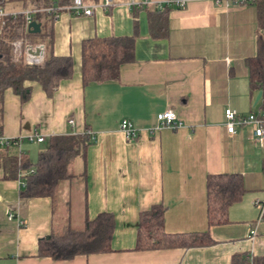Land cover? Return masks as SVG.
I'll return each instance as SVG.
<instances>
[{
  "label": "crops",
  "instance_id": "0c3cea01",
  "mask_svg": "<svg viewBox=\"0 0 264 264\" xmlns=\"http://www.w3.org/2000/svg\"><path fill=\"white\" fill-rule=\"evenodd\" d=\"M164 1L92 0L85 3L92 15L62 12L51 19L46 41L54 55L72 58V77L51 96L37 83L30 84L25 101L11 89L3 92L1 134L18 139L30 162L35 159L23 152L37 158L42 149L35 145L50 136L89 131L94 139L84 159L74 161L77 176L59 184L57 197L68 209L62 225L55 218L57 197H21L20 178L0 179V264H230L234 254L264 255V211L253 204L264 201V147L251 140L250 125L229 134L224 116L225 108L242 115L260 112L246 59L257 53L264 18L256 3L190 0L185 8H157ZM95 37H132L133 58L119 66L117 79L85 85L81 44ZM166 109L181 126L151 133L157 114ZM122 120L138 130L135 139L125 138ZM32 135L45 139L29 141ZM218 173L240 174L245 191L229 206V222L208 228L206 176ZM76 189L82 192L84 219L113 214L112 251L67 260L39 256L38 238L71 224ZM158 203L165 206L166 232L209 230L214 242L134 250L139 212Z\"/></svg>",
  "mask_w": 264,
  "mask_h": 264
},
{
  "label": "trees",
  "instance_id": "16d2710c",
  "mask_svg": "<svg viewBox=\"0 0 264 264\" xmlns=\"http://www.w3.org/2000/svg\"><path fill=\"white\" fill-rule=\"evenodd\" d=\"M70 0H4V8L21 10L25 8L64 7ZM92 0H83L84 3ZM261 17L264 18V0H257ZM7 9V8H6ZM32 20L40 22L43 29L31 33L26 19L18 14L8 16L0 36V120L3 92L11 89L21 101L28 99L30 84L37 83L47 96H51L62 80L73 75V60L70 56H56L46 41L51 18L45 13H35ZM26 41L31 44L43 43L45 53L40 64L26 63L23 54L13 52L12 42ZM133 58L132 37H95L82 41L80 73L83 84L101 83L118 78L119 66ZM249 88L252 95L262 92L254 107L264 116V32L257 39V53L247 58ZM264 127V125H263ZM0 135L1 129H0ZM92 140L87 134H59L50 136L45 149L36 160L30 162L14 145L0 146V179L20 178L24 185L21 197H50L55 201L61 181L72 179L74 161L84 159ZM264 147V146H263ZM264 165V150H263ZM19 173L21 176L19 177ZM241 175L218 173L206 176V217L208 228L229 222L228 208L238 202L243 193ZM165 206L153 204L139 212L134 250H155L170 248L200 247L214 241L209 230L204 232L168 233L164 229ZM115 227L113 214L100 212L94 218L85 217L82 227H73L69 222L60 229L37 240L38 255L53 260L72 259L77 255L102 254L112 251L111 240ZM230 264H264V255L247 256L234 254Z\"/></svg>",
  "mask_w": 264,
  "mask_h": 264
},
{
  "label": "built area",
  "instance_id": "2783aa9c",
  "mask_svg": "<svg viewBox=\"0 0 264 264\" xmlns=\"http://www.w3.org/2000/svg\"><path fill=\"white\" fill-rule=\"evenodd\" d=\"M190 0H165L162 3L156 4L157 8L162 9L166 6L172 5L176 8H185ZM217 5H235V6H247L252 5L257 2V0H211ZM4 0H0V36L2 34V29L5 24V20L8 16L15 17L21 14L26 19V25L32 21V15L35 13H45L52 20H57L62 12H69L73 15H92L93 7L86 5L83 0H70L69 4L64 7H48V8H25L21 10H7L3 5ZM148 0H141L138 4H147ZM13 52L15 55L19 56L23 54L26 63L28 64H40L43 60L45 53V45L43 43L31 44L22 40H15L12 42ZM224 116L226 119V130L229 134H233L237 127L250 125L252 127L251 140L261 146H264V116L259 113H249L246 115L238 114L235 110L231 108H225ZM157 125L151 128L149 131L153 133L154 131L162 128L169 127L171 129H176L181 126V122L177 119L175 112L172 109H166L157 114ZM68 123L74 125L73 118H69ZM120 130L124 134L125 138L130 141L137 137L138 130L133 127L130 121L122 120L120 123ZM85 134L89 135L91 140L94 136L91 132L86 131ZM44 136L42 135H32L29 137V141L32 142H43ZM14 145L20 150V143L18 139H7L0 135V146ZM19 177L21 174L19 173ZM20 184L23 186L24 182L20 180ZM253 204L260 209V214L264 211V201L255 200ZM9 219L12 218V214H9ZM23 223V221H19ZM254 234V231H251Z\"/></svg>",
  "mask_w": 264,
  "mask_h": 264
},
{
  "label": "rangeland",
  "instance_id": "374dc122",
  "mask_svg": "<svg viewBox=\"0 0 264 264\" xmlns=\"http://www.w3.org/2000/svg\"><path fill=\"white\" fill-rule=\"evenodd\" d=\"M7 9L10 7H6ZM264 29V26H263ZM47 146V141L44 142L43 144L40 145H35V148L40 147L42 150L45 149ZM33 147V146H32ZM31 147V148H32ZM22 152V150H20ZM0 152H2V149H0ZM26 153V155L31 159H35V157H31L29 151L27 152H23ZM34 160V161H35ZM74 195L72 196V202H73V206L74 208V212L72 215V222L71 224L73 225V227L79 228L82 227L83 223H84V216L82 214V203H83V199H82V192L79 189H76L75 192L73 193ZM56 210H55V218L56 221L58 223V225H62L65 220H66V216L68 215L67 211L68 209H66L65 205H61L60 201H59V197H57L56 199Z\"/></svg>",
  "mask_w": 264,
  "mask_h": 264
},
{
  "label": "water",
  "instance_id": "95a60500",
  "mask_svg": "<svg viewBox=\"0 0 264 264\" xmlns=\"http://www.w3.org/2000/svg\"><path fill=\"white\" fill-rule=\"evenodd\" d=\"M40 26H41V23L40 22H37L36 20H32V21H30L28 23L27 29L31 33H39L40 32ZM261 95H262V92L261 91H258L257 94H256V96H255L254 105H256L257 102L260 100Z\"/></svg>",
  "mask_w": 264,
  "mask_h": 264
}]
</instances>
